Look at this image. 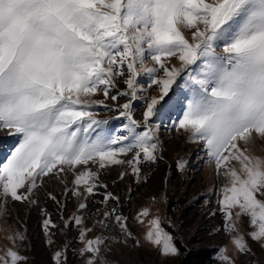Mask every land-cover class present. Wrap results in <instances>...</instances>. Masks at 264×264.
<instances>
[{
	"label": "snow or ice",
	"instance_id": "6c2138e0",
	"mask_svg": "<svg viewBox=\"0 0 264 264\" xmlns=\"http://www.w3.org/2000/svg\"><path fill=\"white\" fill-rule=\"evenodd\" d=\"M144 75L158 95L138 96L144 90L138 78ZM118 77L127 87L118 93L128 97L119 105L127 123L123 134L113 137L95 109L108 107L105 101ZM178 79L189 95L175 131L201 144L224 181L219 205L225 235L240 254H251L237 225L243 215L249 238L264 248V157L249 149L264 140V0H0V132L17 138L0 163L5 214L10 215L9 201H27L50 174L74 177L73 192L84 198L78 211L88 208L101 170L127 164L139 177L141 163L162 159L159 126L151 122L169 106ZM97 94L104 99H86ZM139 99L145 100L142 122L133 117V101ZM129 153L130 159L119 158ZM184 166L178 162L180 169ZM109 199L119 202L112 193L105 202ZM149 215L143 207L136 219L143 223ZM84 220L83 215L72 218L76 225ZM109 220L121 234L133 236L128 217L116 207L105 210L79 234L82 253L91 254L87 264H111L103 254L109 250L108 235L84 239L95 228L110 230ZM149 223L146 240L161 246V255H176L161 218ZM43 224L46 232L49 225L56 227L50 217ZM9 239L15 245L26 236L16 231ZM226 251L222 246L218 258L235 264ZM53 258L65 264L62 251ZM26 260L13 248L0 255V264Z\"/></svg>",
	"mask_w": 264,
	"mask_h": 264
},
{
	"label": "rangeland",
	"instance_id": "374dc122",
	"mask_svg": "<svg viewBox=\"0 0 264 264\" xmlns=\"http://www.w3.org/2000/svg\"><path fill=\"white\" fill-rule=\"evenodd\" d=\"M172 62L176 63L175 58ZM151 65L152 62L147 61V66ZM138 82L144 89L138 96L146 99L158 95L157 86L148 87L150 82L148 76L138 78ZM183 85L184 80L178 79L169 94L172 97L169 106L151 122L154 126H159L158 135L162 144L159 155L162 159L155 163H141L139 177L132 173L131 167L127 164L101 170L100 186L95 189L94 194L87 197L88 208L80 211L78 205L84 202V198L74 194L76 186L70 173L61 176L50 174L44 177L43 184L33 190L27 201H9L7 207L10 209V215L5 214V207L0 205V255L8 248H13L27 257L24 264H55L54 253L62 251L65 264H87L91 254L82 253L85 243L79 239L81 230L84 227H91L105 210L110 211L116 207L119 214L128 217L127 224L133 234L132 237L121 234L118 226L109 220L108 223L112 225L110 230L95 228L84 238L86 242L102 232L108 235L110 240L106 243L109 250L103 252L102 249V252L111 264H186L191 254L201 250L210 251L212 259L210 264H228L227 261L218 258L222 246L227 249L224 254L235 264H264V248L249 238L251 229L247 217L241 215L237 225L239 232L250 245L251 254H240L231 239L225 235L224 215L219 205L224 181L215 174L214 165L208 162L201 144L191 142L188 133L183 130L175 131V123L182 117L189 95ZM126 90L123 78L118 77L116 86L105 101L108 107L97 106L95 109L97 119L108 121L104 127L113 137L123 134V125L127 123L119 116V105L126 103L128 97L118 95L119 92ZM111 95H117L118 99L112 101ZM96 98L104 99L99 94L97 97L86 99ZM133 108L134 119L142 122L145 100L133 101ZM6 132L7 130L0 132V163L5 161L17 144V138L6 135ZM249 149L254 155L264 157V140H256L249 145ZM131 157L132 153H129L128 156L119 158L127 160ZM178 162H184L183 169L178 167ZM121 173H124L123 178ZM49 193L56 196V200H52ZM108 193L119 197L118 204L113 199L105 202ZM143 207L149 208L150 215L143 217L144 222L140 223L136 217ZM236 211L238 209H233L234 213ZM79 215L85 217L82 225H76L72 221L73 217ZM157 216L161 218V227L173 236L178 249L176 255H161V246L153 245L146 240V233L151 227L149 222ZM49 217L56 227L49 225L46 232L43 222ZM233 220H236L235 215ZM16 231L25 234L26 239L23 242L17 241L14 245L9 237ZM37 236L43 240L46 249V253H42L41 256L36 253L39 245L35 247V242L32 241ZM49 240L53 243L50 244ZM137 240L140 241L139 245L136 243Z\"/></svg>",
	"mask_w": 264,
	"mask_h": 264
},
{
	"label": "trees",
	"instance_id": "16d2710c",
	"mask_svg": "<svg viewBox=\"0 0 264 264\" xmlns=\"http://www.w3.org/2000/svg\"><path fill=\"white\" fill-rule=\"evenodd\" d=\"M32 241L35 242V244H34V245H36L35 247H37V245H39V248L36 249V253L38 256H41L42 253L43 254L46 253L45 246L43 245V242H42L43 240H41L40 236H37V238H34ZM211 261H212V259H211L210 251L209 250H201L197 253L191 254L185 263L186 264H210Z\"/></svg>",
	"mask_w": 264,
	"mask_h": 264
}]
</instances>
